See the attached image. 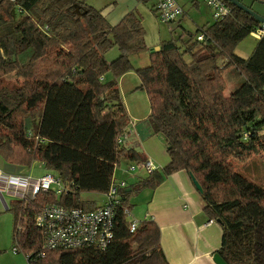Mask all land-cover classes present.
<instances>
[{"label":"trees","instance_id":"obj_1","mask_svg":"<svg viewBox=\"0 0 264 264\" xmlns=\"http://www.w3.org/2000/svg\"><path fill=\"white\" fill-rule=\"evenodd\" d=\"M223 1L230 11L202 30L201 40L184 46L163 40L154 55L150 53V64L135 70L150 103L148 123L162 139L169 162L118 188L113 237L107 246L46 250L28 264H125L132 259L168 264L158 225L140 220L129 231L124 209L130 211L134 194L154 188L177 170L192 173L201 187L204 213L221 227L215 253L227 264H264V186L228 162L247 160L264 138V36L248 57L235 53L240 40L264 25ZM144 35L132 10L110 25L100 10L83 1L0 0V127L8 134L0 133V157L5 164L38 161L61 186L59 193L38 192L13 202L16 252L41 249L33 216L43 205L91 209L96 205L80 199L82 192L104 194L119 160L136 166L144 161L118 141L130 122L116 81H103L108 70L120 77L132 69L130 57L146 49ZM50 44L59 46L56 55L63 71L19 86L3 83L2 74L12 71L28 79L32 63ZM112 46L119 54L107 61L104 54ZM225 68L240 75L229 95ZM22 110L23 118L15 120ZM10 143L25 152L15 162L6 154ZM49 253L57 256L47 257Z\"/></svg>","mask_w":264,"mask_h":264},{"label":"rangeland","instance_id":"obj_2","mask_svg":"<svg viewBox=\"0 0 264 264\" xmlns=\"http://www.w3.org/2000/svg\"><path fill=\"white\" fill-rule=\"evenodd\" d=\"M127 1L128 0H120V4L118 5V7H122V5L127 4L126 3ZM240 1L244 5L250 7L253 11L258 13L259 15L264 16V3H260L256 0H240ZM177 2L183 8V14L180 16V24H178L176 20L171 22L169 25H167L165 23L160 22L154 14V16L150 19L148 25L143 24V30H144V34L148 36V40L151 39V34H152L153 37L158 38V43L154 45L146 44L145 50L139 52L138 54L132 55L130 59L132 69L130 71L124 73L120 77H114L112 72L108 70L107 72H105L103 76L104 82L110 80L116 81V87L119 92V97L123 102L127 111H130L132 114V116L129 114L131 121L134 118L133 116H136V118H141L145 116L147 118L150 113V103L147 94L145 90H143L140 87L139 78L135 70L139 67H144L150 64V53L154 55L153 53L155 51L153 48H155V46H157L163 40L166 41L174 40L178 42V44H182L183 42L186 43L189 40L195 41L196 35L199 34L202 30H205L209 25H211L214 22L210 8L201 0H177ZM117 3L118 0H92L90 2L92 7L97 10L100 9L102 10L103 8L111 9L112 7L116 6ZM153 4H154V0H135L133 9L137 11L142 17L143 16L142 10L143 9H146L148 11L152 10L154 7ZM120 19H118V21ZM257 39L258 38L255 37L252 33L244 37L236 45L235 49H237V53L241 57L243 55L248 57L253 51ZM181 46H184V44H182ZM49 47L50 48L46 50L45 54L42 57L37 58L32 63L33 71L28 76V79L22 77L21 75H18L16 71H12L6 74H2L1 79L3 83L8 87L19 86L22 85L26 80L32 81L36 78L38 79L42 78L49 72L63 71L62 64L60 63L61 60L57 58L58 55H56L58 49L57 47L59 46L50 44ZM63 49H67V46H65ZM118 54H119L118 48L116 46H112L105 52L104 58L107 61H111L115 59L118 56ZM185 58L188 59L189 57L186 55ZM219 63L221 66L222 62L220 60ZM223 76H224V80H226L225 82L226 88H228V90L233 89V87L236 84L237 72L235 71L233 72L232 69L225 68L223 72ZM25 89L29 91L28 86H25ZM23 112L24 111L22 110L21 112L16 113L14 119L20 120L21 118H23L22 117L24 116ZM0 133L2 134L6 133V135H8L6 129L3 127H0ZM125 137H123L122 141L125 139ZM261 143L259 145L260 149H258L257 153L249 156L247 160L241 161L240 163H236L234 166L232 165L231 162L229 161L228 162L229 164H231L234 170L242 172L244 176L245 173H247L248 168L255 167L254 173L256 176V180L264 184V149H261L262 147H264V138L261 139ZM10 144H11L10 149L6 151V154L10 159L9 161L15 162L18 159H21L23 155H25V152L23 149L16 146L15 144L12 143ZM1 161L4 160L0 157V162ZM119 162H120L119 165H116L114 168V174L116 175V177L118 176L120 177L116 179H124L129 182L130 176L132 177L133 175H137L138 177H145L147 175V172L143 167L135 165L134 170L129 171L127 170V166L130 164L129 161L119 160ZM8 165L17 166L19 167L20 170L17 173H9V174L24 173L26 175H29L31 178H36L46 172H49V170L43 165H41V163L38 161H33L28 166L22 164H8ZM119 171H121V173ZM137 194L138 192L134 194V196H136ZM92 195H96V198H98V194L95 192H82L80 194V199L84 200L86 199L87 196H92ZM219 195L221 196L222 194L219 193ZM2 197L4 198L8 208L5 209L3 202L0 200V210H1L0 211V264H28V261L23 252L20 251L16 253L12 251L13 247L15 246L14 228L16 221L15 213L12 209V205L14 201L18 200V197L10 193H4ZM94 202L96 203L97 201ZM129 203H130V211H129V215L127 216V220L130 221L133 218L138 221L141 220V218L137 216V213L141 214V210L139 209V206L137 207L135 206L133 196L131 197V201H129ZM55 256H57V253H49L47 257L51 258ZM134 263H137V261L132 259L128 261L126 264H134Z\"/></svg>","mask_w":264,"mask_h":264},{"label":"crops","instance_id":"obj_3","mask_svg":"<svg viewBox=\"0 0 264 264\" xmlns=\"http://www.w3.org/2000/svg\"><path fill=\"white\" fill-rule=\"evenodd\" d=\"M78 1H83L92 6L90 4L92 0ZM126 3L122 7H118L120 4V0H118L116 6L111 9H100V12L110 25L116 23L123 14L131 10L140 17L142 26L143 24L148 25L154 14L156 16L154 7L150 11L143 9V16L141 17L133 9L135 0H128ZM176 20L180 24V17ZM144 40L147 45L158 43V38L153 37L152 34L150 40H148V36L144 35ZM235 53L239 55L237 49H235ZM242 57L246 58L245 55ZM230 92L231 89L226 88L225 94L229 95ZM129 114L132 116L131 112L127 111L128 118H130ZM133 117L132 121L131 118L129 119L128 132L122 141L123 145L127 149L138 152L144 161H150L157 169L164 167L169 162V157L162 139L158 134L153 133L147 120L148 117ZM229 162L234 166L241 161L233 158ZM254 169L255 167L248 168L245 176L251 181L264 186L256 180ZM0 170L4 173H17L20 171L19 167L10 166L5 164L4 161L0 162ZM119 172L121 173V171ZM113 177L115 179L120 178L119 176L116 177L115 174H113ZM138 178L137 175L130 176L129 181ZM97 194L98 198H96V195H92L93 197L87 196L86 200L93 201L94 205L102 204L104 194ZM138 194L133 196L135 206H139L141 210V214L137 213V216L141 220H151L158 225L160 246L168 264H216L212 259V255L220 246L221 227L217 221L210 219L204 213V201L200 192L193 185L187 171L177 170L172 172L154 188H145L140 190ZM5 204L4 208L6 209L8 206L7 204L5 206ZM134 264H138V262Z\"/></svg>","mask_w":264,"mask_h":264},{"label":"built area","instance_id":"obj_4","mask_svg":"<svg viewBox=\"0 0 264 264\" xmlns=\"http://www.w3.org/2000/svg\"><path fill=\"white\" fill-rule=\"evenodd\" d=\"M211 11L214 20L221 19L230 11V7L223 0H201ZM154 8L158 20L165 24L178 19L183 14V8L176 0H154ZM255 37L264 36V26L251 32ZM250 33V34H251ZM202 39V33L195 37ZM128 132L124 129L118 141L122 140ZM135 165L127 166V170L133 171ZM147 173L156 168L150 161H143L140 165ZM125 185L124 179L113 178L108 189L104 193L102 204L91 209L80 207H63L56 203L43 205L33 216V225L41 233L42 247L36 252L25 254L27 261H33L44 255V251L52 249H74L81 247H94L104 249L113 237V227L115 225L116 205L119 202V187ZM61 191L58 177L50 172H46L36 178H31L24 173L9 174L0 170V194L10 193L16 195L18 199L34 197L38 192ZM129 215V211L124 209ZM129 231H133L138 224V220L131 219ZM20 229V225H17ZM16 252L14 246L12 249Z\"/></svg>","mask_w":264,"mask_h":264},{"label":"water","instance_id":"obj_5","mask_svg":"<svg viewBox=\"0 0 264 264\" xmlns=\"http://www.w3.org/2000/svg\"><path fill=\"white\" fill-rule=\"evenodd\" d=\"M231 4H233L234 6H236L237 8L243 10L244 12L248 13L249 15H251L252 17H254L257 21H259L262 25H264V16L259 15L258 13H256L255 11H253L250 7L244 5L243 3H241L240 0H228ZM154 50L158 49V46H155V48H153ZM189 176L191 178V181L193 183V185L195 186V188L200 192L201 191V187L200 184L197 182V180L195 179V177L192 175V173L189 172ZM0 199L3 202V204H5L4 198L2 197V195L0 194ZM6 206V204H5ZM212 259L216 264H227L218 253H213L212 255Z\"/></svg>","mask_w":264,"mask_h":264}]
</instances>
